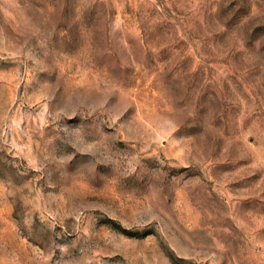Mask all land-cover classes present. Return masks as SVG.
<instances>
[{"label":"rangeland","instance_id":"obj_1","mask_svg":"<svg viewBox=\"0 0 264 264\" xmlns=\"http://www.w3.org/2000/svg\"><path fill=\"white\" fill-rule=\"evenodd\" d=\"M0 264H264V0H0Z\"/></svg>","mask_w":264,"mask_h":264}]
</instances>
